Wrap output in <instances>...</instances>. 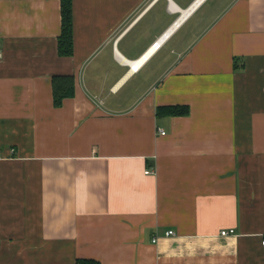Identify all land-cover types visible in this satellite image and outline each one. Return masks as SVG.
<instances>
[{
    "label": "crops",
    "instance_id": "0c3cea01",
    "mask_svg": "<svg viewBox=\"0 0 264 264\" xmlns=\"http://www.w3.org/2000/svg\"><path fill=\"white\" fill-rule=\"evenodd\" d=\"M195 1L72 0L67 56L62 0H0V264H264V0L153 52Z\"/></svg>",
    "mask_w": 264,
    "mask_h": 264
},
{
    "label": "trees",
    "instance_id": "16d2710c",
    "mask_svg": "<svg viewBox=\"0 0 264 264\" xmlns=\"http://www.w3.org/2000/svg\"><path fill=\"white\" fill-rule=\"evenodd\" d=\"M63 29L59 40L62 55L70 56L74 52V25L72 0H62ZM54 102L61 106L65 98L74 96L75 79L72 76H55L53 79ZM188 105H161L157 107V115L184 116L189 114ZM77 264H99L94 261L80 259Z\"/></svg>",
    "mask_w": 264,
    "mask_h": 264
},
{
    "label": "built area",
    "instance_id": "2783aa9c",
    "mask_svg": "<svg viewBox=\"0 0 264 264\" xmlns=\"http://www.w3.org/2000/svg\"><path fill=\"white\" fill-rule=\"evenodd\" d=\"M193 6V4L189 7V8H187V10H189L191 7ZM176 10H180L178 7H174ZM194 10H192L190 13H188V15L180 22V23H178L179 22V19H180V17H182L183 16V14H180V16L176 19V21L171 25V27L163 34V35H161L154 43H153V45H152V47H151V49H153V52H156L157 50H159L161 47H162V45H163V43L166 41V39L168 38V36L175 30V29H177L183 22H184V20L193 12ZM174 26H176L170 33H168L169 32V30H171ZM2 30H0V59L3 57V51H2V48H1V38H2ZM123 61H125V62H128V61H126V60H123ZM129 63V62H128ZM130 64V63H129ZM131 65V64H130ZM133 67V66H132ZM162 133L163 134H165V131H162ZM146 173H154V171H151V170H147L146 171ZM233 230H231V231H227V230H223L222 232H221V234L222 235H228L230 232H232ZM175 234V231L174 230H169L168 232H167V235H174ZM155 241L157 240V238L156 239H154ZM262 244L264 245V237H263V239H262Z\"/></svg>",
    "mask_w": 264,
    "mask_h": 264
},
{
    "label": "bare ground",
    "instance_id": "6f19581e",
    "mask_svg": "<svg viewBox=\"0 0 264 264\" xmlns=\"http://www.w3.org/2000/svg\"><path fill=\"white\" fill-rule=\"evenodd\" d=\"M203 0H196L194 3H193V6L189 9V10H183L182 11V9H181V14H183V16L182 17H180V19H179V22L178 23H180L187 15H188V13H190L192 10H194V8L200 3V2H202ZM176 26H174L171 30H169V32L168 33H170L174 28H175ZM153 50V49H152ZM148 55H150V54H148ZM148 55H144L143 57L144 58H142V59H140V60H136V61H131V60H126V61H128L135 69L136 68H138V66L137 65H140L141 63H142V61L148 56ZM234 232V231H233Z\"/></svg>",
    "mask_w": 264,
    "mask_h": 264
}]
</instances>
